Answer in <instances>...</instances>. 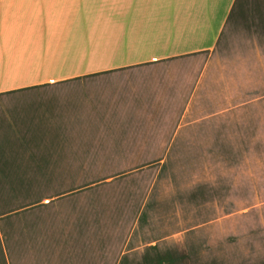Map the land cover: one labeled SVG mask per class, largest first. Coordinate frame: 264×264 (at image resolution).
I'll return each instance as SVG.
<instances>
[{
  "label": "crops",
  "instance_id": "crops-1",
  "mask_svg": "<svg viewBox=\"0 0 264 264\" xmlns=\"http://www.w3.org/2000/svg\"><path fill=\"white\" fill-rule=\"evenodd\" d=\"M223 154L264 165V0H0V264H264Z\"/></svg>",
  "mask_w": 264,
  "mask_h": 264
},
{
  "label": "rangeland",
  "instance_id": "rangeland-1",
  "mask_svg": "<svg viewBox=\"0 0 264 264\" xmlns=\"http://www.w3.org/2000/svg\"><path fill=\"white\" fill-rule=\"evenodd\" d=\"M221 165L219 167L218 163L215 165H207V169L203 172H200V177H204L207 185L209 182H216V197H221L222 204H212L209 203L210 199H213V194H207V205L206 211H221V216H224L225 212L246 211V207L250 206L246 204L245 195L250 194V187L246 188L243 184L252 182L253 184V196L254 201H257V196L264 195V189L259 185L263 183L264 180V165L261 164V161L258 159L253 160V171H244V168L247 165L246 158L241 164L238 163L239 170H234L232 166L233 157L229 155H224L221 157ZM215 168V169H214ZM237 183V189L235 188ZM232 185V187H231ZM218 186H220V192L218 191ZM243 187V188H242ZM247 193V194H246ZM230 199H237V204L230 203ZM244 223V220L239 218H230L225 217L218 219L216 221H207L206 227L215 228V229H228L230 227H239L240 224Z\"/></svg>",
  "mask_w": 264,
  "mask_h": 264
}]
</instances>
